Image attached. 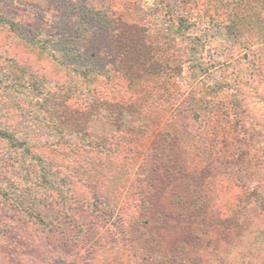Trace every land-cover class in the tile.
Returning <instances> with one entry per match:
<instances>
[{"label":"rangeland","instance_id":"1","mask_svg":"<svg viewBox=\"0 0 264 264\" xmlns=\"http://www.w3.org/2000/svg\"><path fill=\"white\" fill-rule=\"evenodd\" d=\"M91 1L0 0V54L56 74L32 47L39 45L17 33L38 38L66 15L75 24L78 9ZM97 1L99 15L143 25L159 66L140 78L121 76L101 32L95 47L109 63L108 76L95 91L126 110L119 124L102 109L89 129L112 137L115 152H93L88 160L60 146L51 154L75 165L78 179L88 178L108 200L101 214L107 223L83 237L82 264H132L139 251L130 237L104 232L128 194L140 196L134 242L145 244L142 251L198 256L206 264H264V0H177L175 10L169 0ZM76 191L85 197L78 182ZM37 225L0 208V264H38L31 256L45 262Z\"/></svg>","mask_w":264,"mask_h":264},{"label":"trees","instance_id":"2","mask_svg":"<svg viewBox=\"0 0 264 264\" xmlns=\"http://www.w3.org/2000/svg\"><path fill=\"white\" fill-rule=\"evenodd\" d=\"M169 1L175 10L178 1ZM99 7L97 0L84 2L75 24L67 15L60 17L59 24L53 23L58 19L47 30H40L43 33L38 32V38L30 32L17 33L25 43L39 45L32 47L53 63L54 75H44L30 63L0 54V74L9 78L8 83L0 82V208L17 211L39 224L45 238V262L31 256L38 264H82L85 233L109 219L101 216L107 197L98 194L88 178L78 179L75 165H62L51 156L60 146L83 153L88 160L93 152H115L109 143L112 137L89 129L91 117L102 109L111 112L119 124L126 110L125 104L96 94L94 84L108 76L109 63L100 56L95 41L101 32L106 33L103 46H108L121 76L140 78L158 71L143 25L118 15H99ZM77 182L85 191L83 198L76 191ZM139 198L128 194L118 208V221L104 231L130 237L126 238L129 245L139 251L130 258L132 264H206L198 256L167 259L142 251L145 244L134 242L139 239L143 218L141 210L135 209Z\"/></svg>","mask_w":264,"mask_h":264}]
</instances>
